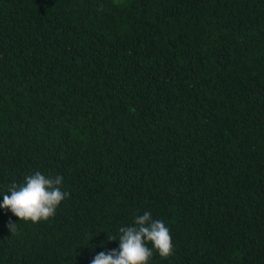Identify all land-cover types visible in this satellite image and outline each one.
<instances>
[{"label": "trees", "instance_id": "16d2710c", "mask_svg": "<svg viewBox=\"0 0 264 264\" xmlns=\"http://www.w3.org/2000/svg\"><path fill=\"white\" fill-rule=\"evenodd\" d=\"M36 171L69 195L0 209V264H90L145 211L148 264H264V0H0V202Z\"/></svg>", "mask_w": 264, "mask_h": 264}, {"label": "clouds", "instance_id": "9594fccd", "mask_svg": "<svg viewBox=\"0 0 264 264\" xmlns=\"http://www.w3.org/2000/svg\"><path fill=\"white\" fill-rule=\"evenodd\" d=\"M62 181L61 175L46 177L39 171L27 175L23 183L8 186L0 209L10 211L20 221H46L69 195L62 191ZM7 227L13 233L16 223L9 221ZM118 232V237H108L109 241L118 240V249L97 253L90 264H148L154 251L165 259L173 253L169 228L162 220H153L148 211L136 216L133 226H121Z\"/></svg>", "mask_w": 264, "mask_h": 264}]
</instances>
